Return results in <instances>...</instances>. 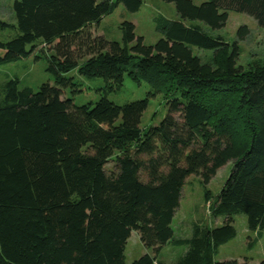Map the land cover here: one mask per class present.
I'll return each instance as SVG.
<instances>
[{
    "label": "trees",
    "instance_id": "16d2710c",
    "mask_svg": "<svg viewBox=\"0 0 264 264\" xmlns=\"http://www.w3.org/2000/svg\"><path fill=\"white\" fill-rule=\"evenodd\" d=\"M165 1L179 18H155L161 37L147 45L130 21L119 24L120 41L90 29L119 3L135 12L143 0H14L17 32L0 39V65L38 49L54 84L0 85V264H127L133 230L151 252L128 264H249L215 255L236 235L234 214H245L248 231L264 229V60L238 64L236 40L207 29L223 28L229 11L264 28V0ZM236 34L243 40L248 27ZM73 69L105 81L93 103L63 97ZM125 76L164 94L156 124L140 127L146 98H107ZM228 161L218 194L204 196L222 223L196 221L189 236H176L187 178L206 184ZM167 244L184 247L171 263L158 258Z\"/></svg>",
    "mask_w": 264,
    "mask_h": 264
},
{
    "label": "rangeland",
    "instance_id": "374dc122",
    "mask_svg": "<svg viewBox=\"0 0 264 264\" xmlns=\"http://www.w3.org/2000/svg\"><path fill=\"white\" fill-rule=\"evenodd\" d=\"M199 4L205 0H192ZM14 0H0V21L9 25H0V39L8 40L17 32L15 18L13 13ZM155 18L178 19L173 2L165 0H143L139 10L130 12L119 3L112 13L103 17L99 24L91 25L90 29L93 35H103L108 40L121 39L119 24L126 20L134 24V32L136 36H142L143 42L147 45L153 44L161 33L156 29ZM13 25V26H11ZM240 25L248 27V34L243 40H238L236 31ZM211 35L221 34L229 43L236 40L242 51L238 59V64L244 66H260L264 60V28L259 27L256 22L245 13L235 11L228 12V19L225 26L216 31L207 29ZM197 49L193 48V53ZM200 56L206 55V52L197 51ZM47 61L45 56L36 49L33 53L26 57L19 58L15 61L0 65V85L12 78L18 80V86L30 87L36 89L42 83L54 84V78L51 73L46 70ZM65 76L72 77L74 85L67 86L63 91V97H71L76 105L94 102L104 93L105 81L99 77H86L71 70L65 73ZM152 88L148 83L140 82V84L128 79L125 76L123 85L115 90L106 93L108 99L116 104H123L138 99H147V107L144 110L140 127L146 128L149 125L156 124L165 114L164 94L161 92L148 95ZM107 170L113 168V162H108ZM231 168V161L221 166L209 181L204 184L196 175H191L184 183L179 206L175 211L171 226L176 236L187 237L191 233L193 222L200 221L209 225H219L224 217H212L208 212L210 202L204 199L205 192L209 193L213 199L220 191ZM206 198V197H205ZM233 225L236 229V235L233 239L218 248L215 255L216 260L235 258L239 261L247 259L249 264H259L264 256V229L255 232L248 231L246 228V216L243 213L233 215ZM253 238L255 242L252 247L247 244ZM184 250L183 246H174L172 244L165 245L159 252L158 258L171 263L176 260L178 255ZM145 252L150 253L151 250L146 248L139 240L137 231H131L127 239L124 256L125 263H130L134 259Z\"/></svg>",
    "mask_w": 264,
    "mask_h": 264
},
{
    "label": "crops",
    "instance_id": "0c3cea01",
    "mask_svg": "<svg viewBox=\"0 0 264 264\" xmlns=\"http://www.w3.org/2000/svg\"><path fill=\"white\" fill-rule=\"evenodd\" d=\"M231 259H235V258H232V257H231Z\"/></svg>",
    "mask_w": 264,
    "mask_h": 264
}]
</instances>
